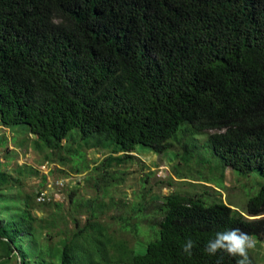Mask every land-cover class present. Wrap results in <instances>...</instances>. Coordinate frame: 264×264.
<instances>
[{"label": "trees", "instance_id": "trees-1", "mask_svg": "<svg viewBox=\"0 0 264 264\" xmlns=\"http://www.w3.org/2000/svg\"><path fill=\"white\" fill-rule=\"evenodd\" d=\"M0 125L25 126L52 156L78 141L120 154L105 170L144 150L188 163L195 137L213 131L204 143L220 176L264 177V0H0ZM3 166L0 264H236L206 243L233 228L264 239V185L242 211L142 188L114 229L103 216L126 202L104 201L110 188L71 190L65 210L37 203L41 190L18 188Z\"/></svg>", "mask_w": 264, "mask_h": 264}, {"label": "rangeland", "instance_id": "rangeland-1", "mask_svg": "<svg viewBox=\"0 0 264 264\" xmlns=\"http://www.w3.org/2000/svg\"><path fill=\"white\" fill-rule=\"evenodd\" d=\"M25 128L17 126L11 130L0 125V162L4 165V171L19 180L17 187L39 188L41 195L39 199L36 198L37 203L45 198V202L62 203L65 210L69 207L68 194L71 190H76L78 198L88 199L102 196L94 188H110L104 201L108 202L109 197L113 196L115 202H126V207L119 205L118 209H112L103 216L105 222L111 223L114 229H119L118 216L131 214V204L136 202L134 196L142 188L149 189L152 195L160 196L169 193L202 195L208 201H221L242 211L246 201L264 185V177L256 168L246 176L227 168L220 176L221 162L204 143L206 134L213 131L195 137L190 144L194 155L188 163L172 155L144 150L131 153L132 159L121 164L112 163L105 170L101 166L103 161L120 154L103 149H79L83 141H78L68 145L72 149L70 155L63 149L53 152L52 156L47 150L33 148V137L25 132ZM184 142L174 143L172 150L182 154ZM67 144L69 141L66 144L63 142L64 146ZM99 174H104V177L101 179ZM36 214L43 216V212ZM82 219H85L84 215ZM124 238L132 243L130 234L126 233ZM252 239L256 246L249 250V255L254 264H264V239Z\"/></svg>", "mask_w": 264, "mask_h": 264}, {"label": "clouds", "instance_id": "clouds-1", "mask_svg": "<svg viewBox=\"0 0 264 264\" xmlns=\"http://www.w3.org/2000/svg\"><path fill=\"white\" fill-rule=\"evenodd\" d=\"M255 246L256 242L248 233L239 228H233L217 232L215 237L206 243L204 252L209 256H216L218 253L227 254L229 257L236 258V264H251L249 250ZM194 247L195 241L188 238L182 246V253L191 256Z\"/></svg>", "mask_w": 264, "mask_h": 264}, {"label": "built area", "instance_id": "built-area-1", "mask_svg": "<svg viewBox=\"0 0 264 264\" xmlns=\"http://www.w3.org/2000/svg\"><path fill=\"white\" fill-rule=\"evenodd\" d=\"M39 199V198H38ZM43 199V198H42Z\"/></svg>", "mask_w": 264, "mask_h": 264}]
</instances>
